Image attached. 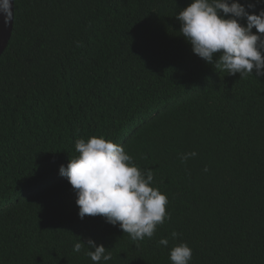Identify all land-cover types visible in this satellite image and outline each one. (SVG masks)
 <instances>
[{
  "label": "trees",
  "instance_id": "trees-1",
  "mask_svg": "<svg viewBox=\"0 0 264 264\" xmlns=\"http://www.w3.org/2000/svg\"><path fill=\"white\" fill-rule=\"evenodd\" d=\"M191 2L15 0L0 58V202L22 196L0 215V264H93L87 245L73 251L89 238L111 252L100 264H172L180 243L190 264H264V76L228 75L194 54L176 19ZM92 136L122 142L153 172L169 198L164 228L180 234L167 247L79 217L59 169Z\"/></svg>",
  "mask_w": 264,
  "mask_h": 264
},
{
  "label": "clouds",
  "instance_id": "clouds-1",
  "mask_svg": "<svg viewBox=\"0 0 264 264\" xmlns=\"http://www.w3.org/2000/svg\"><path fill=\"white\" fill-rule=\"evenodd\" d=\"M13 2L0 0V16L6 26L14 19ZM253 8L255 4L245 5L240 0H192L176 15V19L181 23L180 33L190 43L194 54L216 68L227 71L228 75L239 73L244 78L254 75L255 70L257 78L264 76V9L255 14L249 11ZM241 21H246V25ZM253 28L257 30L256 33ZM217 54L219 58L215 59ZM134 129L136 127L126 130L125 140ZM122 144L102 136H92L87 141L79 139L75 143L79 155L70 159L66 167L60 166V175L67 178L76 192L81 219L85 216H101L107 223L119 225L124 233L137 242V246L139 241L147 237L151 239V246L158 242V245L167 247L169 235L173 239L180 235L164 228L166 220L171 218L167 211L169 198L159 187L152 186L153 172L140 169ZM197 155L192 151L180 154L179 158L182 163H186ZM207 170L205 167L204 171ZM19 196L22 195L15 193L1 201L0 215L19 204ZM26 243L32 247L28 252L40 256L39 252L43 248L39 243ZM85 245L91 249L85 254L93 264L112 259L111 252L91 238L86 243H74L73 251L79 253ZM191 248L187 243L173 247L169 255L172 264H190L193 257ZM157 256L159 258L158 252ZM154 263L148 258L136 262Z\"/></svg>",
  "mask_w": 264,
  "mask_h": 264
},
{
  "label": "water",
  "instance_id": "water-1",
  "mask_svg": "<svg viewBox=\"0 0 264 264\" xmlns=\"http://www.w3.org/2000/svg\"><path fill=\"white\" fill-rule=\"evenodd\" d=\"M13 11L15 18V0L13 2ZM13 28H14V19L10 24L6 26L3 22V17L0 16V58L10 43V40L12 38Z\"/></svg>",
  "mask_w": 264,
  "mask_h": 264
}]
</instances>
